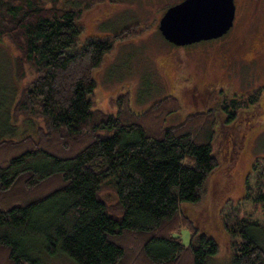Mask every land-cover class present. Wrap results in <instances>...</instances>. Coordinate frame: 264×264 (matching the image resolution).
Returning a JSON list of instances; mask_svg holds the SVG:
<instances>
[{"label": "trees", "instance_id": "1", "mask_svg": "<svg viewBox=\"0 0 264 264\" xmlns=\"http://www.w3.org/2000/svg\"><path fill=\"white\" fill-rule=\"evenodd\" d=\"M92 3L0 0V40L18 50L20 78L25 64L35 73L16 101L15 119H43L33 134L0 139V264H44L59 254L78 264H209L218 242L182 206L201 199L217 167L216 114L194 112L166 126L180 109L177 97L139 112L124 92L112 99L114 111L97 108L95 70L137 27L79 43V19ZM261 93L264 86L224 106L234 111ZM105 185L118 195L119 217L100 196ZM257 185L262 200L264 182ZM225 219L234 236L231 264H264V226L236 212ZM183 228L191 230L188 245L178 234Z\"/></svg>", "mask_w": 264, "mask_h": 264}, {"label": "rangeland", "instance_id": "2", "mask_svg": "<svg viewBox=\"0 0 264 264\" xmlns=\"http://www.w3.org/2000/svg\"><path fill=\"white\" fill-rule=\"evenodd\" d=\"M86 1L60 0V5L78 8L85 6ZM180 1L93 0L79 19L83 26L79 43L93 36L137 27V34L118 40L95 70L97 108L114 111L112 99L124 92L129 94L133 109L139 112L164 96L177 97L180 109L168 116L166 126L178 124L194 112H215L213 145L217 167L203 184L201 199L184 203L182 212L218 242L219 251L209 264H231L234 236L225 226V215L236 212L264 226V199H258L256 192L257 184L264 182V169L262 165L254 169L257 161H264V93L256 102L234 111L224 106L225 100L246 96L264 86V53H259L263 61L254 65L251 59L256 54L250 39L251 36L258 39L264 28V0H235L236 23L230 31L219 38L178 46L163 37L158 25L165 10ZM139 26L145 30L138 32ZM241 34H247L248 38ZM18 55L9 39L0 40V131L12 130L16 125L13 139L33 134L43 124L41 118L15 119L13 115L16 101L35 78L28 64L24 77H19ZM100 196L111 214L122 215L118 195L111 186L105 185ZM178 234L188 245L191 230L183 228ZM261 244L264 247V237ZM44 264L78 263L66 254H59L44 257Z\"/></svg>", "mask_w": 264, "mask_h": 264}, {"label": "water", "instance_id": "3", "mask_svg": "<svg viewBox=\"0 0 264 264\" xmlns=\"http://www.w3.org/2000/svg\"><path fill=\"white\" fill-rule=\"evenodd\" d=\"M235 0H181L169 6L158 28L178 46L222 37L234 25Z\"/></svg>", "mask_w": 264, "mask_h": 264}, {"label": "flooded vegetation", "instance_id": "4", "mask_svg": "<svg viewBox=\"0 0 264 264\" xmlns=\"http://www.w3.org/2000/svg\"><path fill=\"white\" fill-rule=\"evenodd\" d=\"M259 1V0H258ZM236 3V1H235ZM236 10H237V5H236ZM236 23V18H235V21H234V24ZM234 26V25H233ZM233 28V27H232ZM231 28V29H232ZM230 29V30H231ZM229 30V31H230ZM260 33V37L258 39H255L253 38L252 36L250 37L251 39V43H253L252 45V51L255 52V56L251 59L253 64L257 65L259 63V61H263L261 58H259V53L263 54L264 53V49H261V48H264V28L263 30H260L259 31ZM244 38H248L247 34H241ZM255 35V34H254ZM255 37V36H254ZM253 39V40H252ZM257 41V42H255ZM264 65V64H263ZM209 84H213V82H210ZM208 84V85H209ZM199 87L196 86V89H198Z\"/></svg>", "mask_w": 264, "mask_h": 264}, {"label": "crops", "instance_id": "5", "mask_svg": "<svg viewBox=\"0 0 264 264\" xmlns=\"http://www.w3.org/2000/svg\"><path fill=\"white\" fill-rule=\"evenodd\" d=\"M14 108H15V105H14ZM13 115H14V110H13ZM15 117V116H14ZM16 125L13 126V129L10 130L8 129L7 131H0V139H8V138H16Z\"/></svg>", "mask_w": 264, "mask_h": 264}]
</instances>
